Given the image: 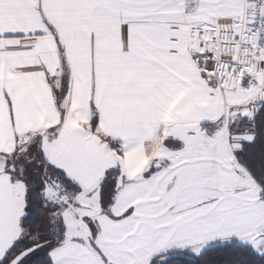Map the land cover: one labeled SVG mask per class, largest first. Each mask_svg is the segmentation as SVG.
<instances>
[{
    "label": "snow or ice",
    "instance_id": "6c2138e0",
    "mask_svg": "<svg viewBox=\"0 0 264 264\" xmlns=\"http://www.w3.org/2000/svg\"><path fill=\"white\" fill-rule=\"evenodd\" d=\"M0 264H264V0H0Z\"/></svg>",
    "mask_w": 264,
    "mask_h": 264
}]
</instances>
